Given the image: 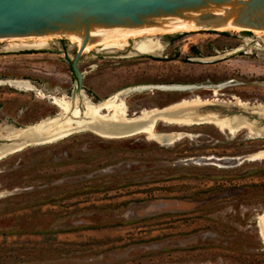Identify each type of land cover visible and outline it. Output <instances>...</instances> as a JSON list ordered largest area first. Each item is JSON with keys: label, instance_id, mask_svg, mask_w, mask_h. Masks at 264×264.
<instances>
[{"label": "rangeland", "instance_id": "obj_1", "mask_svg": "<svg viewBox=\"0 0 264 264\" xmlns=\"http://www.w3.org/2000/svg\"><path fill=\"white\" fill-rule=\"evenodd\" d=\"M155 37L163 43L159 57L134 51L142 38L129 39L124 50L93 41L78 62L81 91L71 67L75 39L0 40V82L24 80L36 88L0 84V129H25L59 116L40 91L78 96L82 109L84 99L99 103L125 88L156 85L207 89L131 93L122 98L129 117L216 100L218 106L196 115H242L264 128V108L233 106L236 98L264 106V31ZM225 52L231 56L214 64L188 60ZM225 83L230 86L215 96L211 88ZM156 131L186 137L168 145L145 134L105 139L78 132L0 159V264H264L257 221L264 213V160L248 161L264 150V129L260 136L244 129L233 136L211 124L159 122Z\"/></svg>", "mask_w": 264, "mask_h": 264}, {"label": "bare ground", "instance_id": "obj_2", "mask_svg": "<svg viewBox=\"0 0 264 264\" xmlns=\"http://www.w3.org/2000/svg\"><path fill=\"white\" fill-rule=\"evenodd\" d=\"M194 21L177 25H171L166 27H160L150 30H131L117 33L106 34H89V38L94 39V42L98 44H106V49L113 47L119 50H124L128 45L129 39L142 38L134 47V51L141 55L157 56L161 55L163 50V43L155 37L157 33H172L179 31H198L201 30ZM226 29H243L240 27L228 24L226 26H216L214 30H226ZM252 31V30H251ZM261 31V30H258ZM61 36V35H52ZM70 36L78 42L79 48L83 44V35H65ZM49 36L35 37L43 38ZM22 38H34V37H22ZM21 39V38H10ZM1 41L5 39H0ZM92 43H87L85 50L88 51ZM130 56H134L131 54ZM0 84L8 85L13 88L22 89L26 92H33L36 88L24 80L9 79L1 81ZM229 83L220 84L211 88L214 95L218 94V91L228 88ZM157 89L165 92H192L200 89H207L204 86H190V85H170V86H135L129 87L117 91L111 97L99 102L92 103L88 99L83 100V107L80 108V101L77 97H55L46 96L43 92H38V95L42 98H49L52 103L61 110V114L56 118L43 120L38 124L32 125L25 129H15L2 131L0 129V140L5 139L8 142H12L18 135H26L31 142V146L44 145L60 139H63L69 135L78 132H91L101 138L105 139H126L133 136L145 134L149 140L157 141L161 144L173 145L175 142L182 140L186 136L183 134L172 133H159L156 131L159 122H164L168 126H195V125H214L222 133H229L230 135H236L240 131L247 130L250 135L260 136L264 128L256 127L254 122H248V119L242 115L232 116L229 118L203 117L202 115H196L198 109L206 107H216L218 101L216 100H201L194 99L190 101H183L169 107L162 109L144 110L139 115L129 117V109L126 103L122 100L123 97H127L131 93H141L147 90ZM82 96V95H81ZM198 97V96H197ZM185 100V99H184ZM235 108L243 111L261 110L263 105H251L247 102H242L240 99H235L233 104ZM255 112V111H254ZM257 112V111H256ZM263 112V111H262ZM264 114V113H263ZM19 136V137H20ZM19 147L18 144H9L0 146V159L17 153L13 151ZM30 147V146H29ZM21 151V150H20ZM19 151V152H20ZM264 160V150L256 152L248 158V161H262ZM259 234L264 243V213L257 218Z\"/></svg>", "mask_w": 264, "mask_h": 264}, {"label": "water", "instance_id": "obj_3", "mask_svg": "<svg viewBox=\"0 0 264 264\" xmlns=\"http://www.w3.org/2000/svg\"><path fill=\"white\" fill-rule=\"evenodd\" d=\"M193 21L203 26L201 30L232 24L264 31V0H0V39L83 35L71 65L77 91L83 80L79 59L86 44L94 41L89 34L150 30ZM230 52L188 60L214 64L231 56ZM19 136L12 142L2 140L0 146L18 144L13 151L31 146L25 134Z\"/></svg>", "mask_w": 264, "mask_h": 264}]
</instances>
